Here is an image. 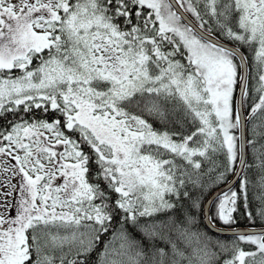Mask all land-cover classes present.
<instances>
[{"label": "snow or ice", "instance_id": "obj_1", "mask_svg": "<svg viewBox=\"0 0 264 264\" xmlns=\"http://www.w3.org/2000/svg\"><path fill=\"white\" fill-rule=\"evenodd\" d=\"M0 264H264V0H0Z\"/></svg>", "mask_w": 264, "mask_h": 264}, {"label": "trees", "instance_id": "obj_2", "mask_svg": "<svg viewBox=\"0 0 264 264\" xmlns=\"http://www.w3.org/2000/svg\"><path fill=\"white\" fill-rule=\"evenodd\" d=\"M238 226H244V224H240ZM209 235L214 237V238L221 239V240H230V239H232V236H223V235L216 234L215 232H212V231L209 232Z\"/></svg>", "mask_w": 264, "mask_h": 264}, {"label": "water", "instance_id": "obj_3", "mask_svg": "<svg viewBox=\"0 0 264 264\" xmlns=\"http://www.w3.org/2000/svg\"><path fill=\"white\" fill-rule=\"evenodd\" d=\"M221 227H222V226L217 225V229H213V230H211V231H212V232H215L216 234H219V235H223V236H231L230 233L219 231L218 229L221 228ZM237 227L243 228L244 226H237Z\"/></svg>", "mask_w": 264, "mask_h": 264}, {"label": "rangeland", "instance_id": "obj_4", "mask_svg": "<svg viewBox=\"0 0 264 264\" xmlns=\"http://www.w3.org/2000/svg\"><path fill=\"white\" fill-rule=\"evenodd\" d=\"M15 182V181H14Z\"/></svg>", "mask_w": 264, "mask_h": 264}]
</instances>
